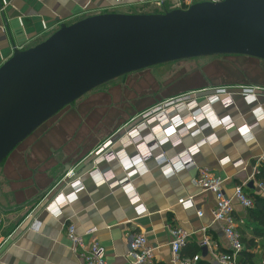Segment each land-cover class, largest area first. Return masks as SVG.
Listing matches in <instances>:
<instances>
[{"label": "crops", "instance_id": "obj_1", "mask_svg": "<svg viewBox=\"0 0 264 264\" xmlns=\"http://www.w3.org/2000/svg\"><path fill=\"white\" fill-rule=\"evenodd\" d=\"M174 1L164 4L160 0H124L117 4L115 0H0L6 26V32L0 31V66L13 55L15 48H29L43 42L62 24L102 13L140 14L158 8L162 12ZM242 86L221 87L232 96L233 103L228 107L221 102L212 104L214 116H229L235 127L227 130L210 126L196 134L191 133L196 127H180L182 141L176 147L169 143L153 148L152 157L145 159L128 184L141 199L139 204L144 208L141 213L121 184L126 181L127 174L117 159L94 164L90 171L79 176L84 185L80 191L75 192L68 186L85 166L94 162V152L108 140L113 141L110 150H124L134 156L137 153L135 145L125 135L141 120L121 118L117 130L105 132L71 131L64 125L68 122L66 119L61 123V130L40 131L46 134L45 138L57 137L59 141L55 145L35 137L27 138L1 165L0 264H85L67 235L70 224L86 243L98 240L109 264H131L129 243L136 234L145 235L153 248V264H172L173 227H182L191 234L188 243L201 247L198 255L211 264H221L210 253L204 255L201 246L204 229H207L214 249L231 253L222 224L213 218L216 195L196 185L195 179L201 170L210 171L223 180L225 194L233 198L237 229H244L245 237L254 240L259 264L264 255V235L254 232L256 225L248 221V209L234 197V191L236 186L244 184L249 196H264L257 178L264 171V118L259 119L254 113V108H264V85L257 86L258 99L253 104L243 99ZM215 89L202 88L193 94L198 108L203 109L208 104L207 98ZM175 111L167 110L171 115ZM187 112L182 115L188 116ZM248 126L252 135L245 137L239 129ZM148 132L145 130L142 134ZM212 135L216 140L206 142L192 155L194 167L171 176L164 174L156 161L157 156L165 153L173 158ZM71 169L74 175L69 176L67 173ZM96 169L104 173V182L98 183L101 175L92 171ZM116 182L120 185L113 186ZM188 200L193 206L186 209L182 202ZM93 227L97 232L86 236L85 231ZM184 256L189 257L186 253Z\"/></svg>", "mask_w": 264, "mask_h": 264}, {"label": "water", "instance_id": "obj_2", "mask_svg": "<svg viewBox=\"0 0 264 264\" xmlns=\"http://www.w3.org/2000/svg\"><path fill=\"white\" fill-rule=\"evenodd\" d=\"M218 55L264 60V0H207L187 9L102 13L60 25L43 42L15 48L0 66V165L95 88L152 66ZM202 250L206 255L207 247Z\"/></svg>", "mask_w": 264, "mask_h": 264}, {"label": "built area", "instance_id": "obj_3", "mask_svg": "<svg viewBox=\"0 0 264 264\" xmlns=\"http://www.w3.org/2000/svg\"><path fill=\"white\" fill-rule=\"evenodd\" d=\"M160 1L161 3L165 4V2L168 0ZM200 1L205 0H175L169 7H171V10L176 8L187 9L192 4ZM115 2L117 4H122L124 0H115ZM3 13L4 8L0 7V31L6 32V26L2 19ZM258 89L259 87L257 86H242L241 95L248 104H253L258 99ZM193 94H195V92L183 95L177 99L170 100L163 105L162 109L159 107L151 109L150 113H147L143 116V120L141 122H139L133 129L127 132L128 135H125L127 136L126 138H128L127 140L131 143L133 142L137 150V153L134 156H129L124 150H110L109 147L113 144L112 140H108L103 146L99 147L94 152V164L96 165L110 159H117L122 164L124 171L127 174V178L126 181L121 182V184L126 191L127 197L130 199L133 205H136V209L139 213L144 211L143 206L139 204L141 199L136 190L129 187L128 184L130 183V178L141 169L140 167L143 165L145 159L152 157L153 148L163 147L169 143L176 147L182 141L180 127L183 128L186 126L188 129L197 127V130H193L191 132L193 134H196L205 128H209L210 126H221L227 130L235 127V122L229 116L218 117L214 116V113L212 112V104L215 102H221L226 107L233 103L232 96L229 94L227 89L221 87L216 88L215 92L208 96V104L203 107V109L198 108V102ZM168 108L176 110L174 115L168 114ZM184 111H188V116H186V113L185 116L182 115V112ZM200 113H203V115L199 116L198 114ZM254 113L259 119L264 118V108L256 107L254 108ZM204 116L207 117L209 121L200 125L203 119L202 117ZM187 117H191L189 122L186 120ZM156 122H158V125L151 126ZM165 127L167 128L163 130ZM250 128L251 127L249 126L244 128L242 127L239 130L243 135H246L245 137H250L252 135ZM145 130H149V132L144 135L142 133ZM154 132H157V136H161L158 138V142L155 140ZM166 133L171 135L168 137L166 136ZM215 140L216 136H209L207 139H204L178 153L173 158H168L165 153H162L156 157V161L160 166H162L164 174L166 176H171L185 169L194 167L195 163L192 160V155L196 154L199 151L200 146L206 142H213ZM142 141L144 142L141 143ZM146 145H149V147ZM92 171L97 172L98 174L100 173L101 180L98 183H102L106 180L103 178L104 173H102L99 169ZM67 174L69 176L74 175L73 169L69 170ZM195 182L199 187L211 191L216 195L217 203L212 212L213 218L214 221L222 224L225 237L231 248V253H221L215 250L209 235H207V229H204L205 234L201 241V246L207 247L208 253H210L211 256L219 263L237 264L238 255L244 249V244L241 241V235L237 229L233 198L225 194L223 190V180L220 177L214 176L210 171L201 170L199 176L195 179ZM112 185L118 186L120 183L116 182ZM68 186L72 187L75 192H78L84 188L80 177L68 183ZM258 187L264 191L263 182H258ZM234 197L245 209H249L254 206V201L245 191L244 184L236 186ZM64 203H67L65 199ZM182 206L186 209L190 208L193 206V202L189 200L184 201L182 202ZM199 215H202V212H199ZM66 231L69 239L74 245V249L79 252L80 257L83 259L85 264H109L105 258V249L98 242V240L92 239V241L86 243L84 237L76 233V229L73 224H70ZM96 232L97 228L93 227L87 229L84 234L86 236H92ZM171 233L173 237L171 242L172 264H193L197 262L200 258V255H195L193 258L182 255V248L188 243L191 234L182 227H173L171 229ZM129 249L128 259L131 264H153L154 250L151 246H149L145 235H133L129 243ZM259 264H264V255Z\"/></svg>", "mask_w": 264, "mask_h": 264}, {"label": "rangeland", "instance_id": "obj_4", "mask_svg": "<svg viewBox=\"0 0 264 264\" xmlns=\"http://www.w3.org/2000/svg\"><path fill=\"white\" fill-rule=\"evenodd\" d=\"M167 8L171 10L169 6ZM157 10L161 12L158 8L152 9L151 13ZM242 85H264V60L242 55H218L160 64L129 73L95 88L65 107L28 138L35 137L55 145L59 141L57 137L54 140L45 138L46 134L40 131L61 130V123L66 119L68 122L64 125L71 131L93 129L112 132L117 130L121 118L131 120L136 117L142 121L151 109H162L168 101L197 93L202 88ZM18 152L19 148L14 155Z\"/></svg>", "mask_w": 264, "mask_h": 264}, {"label": "trees", "instance_id": "obj_5", "mask_svg": "<svg viewBox=\"0 0 264 264\" xmlns=\"http://www.w3.org/2000/svg\"><path fill=\"white\" fill-rule=\"evenodd\" d=\"M258 180L264 183V171L258 175ZM251 197V196H250ZM254 201V206L248 209L247 219L250 223L255 224L254 232L258 235H264V196L261 194H253L251 197ZM241 235V241L244 244V249L239 253L237 264H257L254 248L256 246L253 239L245 237V230L238 229ZM201 247L187 243L182 248V255L185 253L189 257L198 255ZM230 254V253H229ZM187 257V256H186ZM193 264H211L204 256H200L199 260Z\"/></svg>", "mask_w": 264, "mask_h": 264}, {"label": "bare ground", "instance_id": "obj_6", "mask_svg": "<svg viewBox=\"0 0 264 264\" xmlns=\"http://www.w3.org/2000/svg\"><path fill=\"white\" fill-rule=\"evenodd\" d=\"M193 110H195V109H193ZM171 115V114H170ZM202 115H203V113H202ZM192 116H193V114H192ZM203 119L202 120H204L205 122H208L209 120H208V118L207 117H202ZM188 122L191 120V117H189V118H187L186 119ZM158 122H156V124L155 125H158L157 124ZM167 127H165V128H163V130H165ZM194 130H197V127L194 129ZM160 132V131H159ZM159 134V133H158ZM171 134H168V133H166V136H170ZM154 137H155V140L158 142V138L159 137H161L160 135L159 136H157V133L156 132H154ZM168 141H170V140H168ZM144 142V141H143ZM143 142H141V143H143ZM147 146V145H146ZM148 147H149V145H148ZM142 157V156H141Z\"/></svg>", "mask_w": 264, "mask_h": 264}, {"label": "flooded vegetation", "instance_id": "obj_7", "mask_svg": "<svg viewBox=\"0 0 264 264\" xmlns=\"http://www.w3.org/2000/svg\"><path fill=\"white\" fill-rule=\"evenodd\" d=\"M23 143V142H22ZM1 210H3V208H1Z\"/></svg>", "mask_w": 264, "mask_h": 264}]
</instances>
